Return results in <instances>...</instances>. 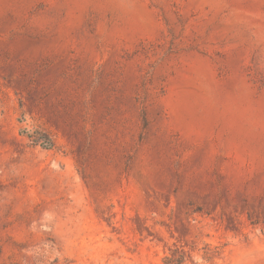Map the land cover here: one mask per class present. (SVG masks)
<instances>
[{
    "label": "rangeland",
    "instance_id": "rangeland-1",
    "mask_svg": "<svg viewBox=\"0 0 264 264\" xmlns=\"http://www.w3.org/2000/svg\"><path fill=\"white\" fill-rule=\"evenodd\" d=\"M264 264V0H0V264Z\"/></svg>",
    "mask_w": 264,
    "mask_h": 264
},
{
    "label": "trees",
    "instance_id": "trees-1",
    "mask_svg": "<svg viewBox=\"0 0 264 264\" xmlns=\"http://www.w3.org/2000/svg\"><path fill=\"white\" fill-rule=\"evenodd\" d=\"M166 264H171V262H170V260H169V259H167V261H166Z\"/></svg>",
    "mask_w": 264,
    "mask_h": 264
}]
</instances>
